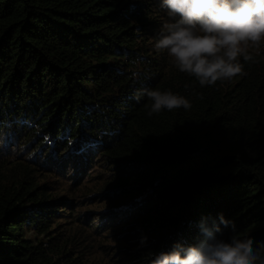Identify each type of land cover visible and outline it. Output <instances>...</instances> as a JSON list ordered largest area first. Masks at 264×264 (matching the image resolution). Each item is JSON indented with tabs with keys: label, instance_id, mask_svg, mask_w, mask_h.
<instances>
[{
	"label": "trees",
	"instance_id": "1",
	"mask_svg": "<svg viewBox=\"0 0 264 264\" xmlns=\"http://www.w3.org/2000/svg\"><path fill=\"white\" fill-rule=\"evenodd\" d=\"M161 3L0 0V264H113L88 257L105 248L92 229L134 235L121 264H148L220 214L222 238L264 241V51L201 88L155 50ZM141 86L193 107L149 118Z\"/></svg>",
	"mask_w": 264,
	"mask_h": 264
},
{
	"label": "clouds",
	"instance_id": "2",
	"mask_svg": "<svg viewBox=\"0 0 264 264\" xmlns=\"http://www.w3.org/2000/svg\"><path fill=\"white\" fill-rule=\"evenodd\" d=\"M161 7L169 20L155 38V50L166 53L169 63L201 88L243 76L245 64L259 62L264 51V0H162ZM131 75L142 79L140 72ZM143 97L149 118L193 107L188 97L171 89L141 86L133 98L139 103ZM209 219L202 218L198 225L202 236L198 243H176L171 251L151 253L148 264H264V241L238 235L224 239L223 229L235 232L234 222L223 214L218 222ZM147 239L141 238V246Z\"/></svg>",
	"mask_w": 264,
	"mask_h": 264
},
{
	"label": "rangeland",
	"instance_id": "3",
	"mask_svg": "<svg viewBox=\"0 0 264 264\" xmlns=\"http://www.w3.org/2000/svg\"><path fill=\"white\" fill-rule=\"evenodd\" d=\"M39 142V141H38ZM37 144V143H36ZM48 153L46 152L45 156L43 155V158L41 157H37L35 159L36 161V165L39 167L41 165V163H43L44 159L47 160ZM101 160V158H99L98 162ZM54 161H56V159H54ZM47 162H52V160H48ZM97 164V163H96ZM52 171H54L57 175H58V168L49 165ZM41 169V168H40ZM44 170V169H42ZM70 170V168H69ZM72 170V169H71ZM75 170V169H74ZM99 168H93V166L89 167V170L86 171V174L88 175V173H90L91 171H94V174H96L98 172ZM51 172V171H50ZM69 172V171H67ZM74 171L70 172V174L65 175L64 179L71 181V175L73 174ZM85 176H82V178H84ZM58 180V179H57ZM50 186L56 188L58 187V181H55V179L50 180ZM82 181V180H81ZM87 181V178H86ZM84 182V181H82ZM83 210H86V213L89 214L90 210H92V207H86ZM92 212V216L93 218L96 217L98 215L97 212L95 211H91ZM74 218V217H73ZM72 219V218H71ZM69 221L70 218H66V221ZM94 224H99V222H95ZM86 226V225H85ZM84 223H82V227L85 228ZM76 228H74L73 230H75ZM87 231V229L85 228L84 232ZM124 232V231H122ZM30 234V233H29ZM92 234L94 236H96V238H98L100 240V243H102L104 245L105 248H99L97 250H92L91 253H87L88 257H97L98 255L102 256L103 258L107 259L109 257H111V262L113 264H121L123 261L122 259V255L124 253L125 249H129L131 248V246L133 245L131 241H133L134 239H136V237L134 235H120L118 236L117 233H115V235L113 236L114 239H112L111 237L105 238L104 234L98 233L97 231H95V229H92ZM82 236H84L83 238H89L86 236L85 233L82 234ZM115 236H117V238L115 239ZM90 240V239H89ZM112 255V256H111ZM116 262V263H115ZM104 264V263H103Z\"/></svg>",
	"mask_w": 264,
	"mask_h": 264
}]
</instances>
